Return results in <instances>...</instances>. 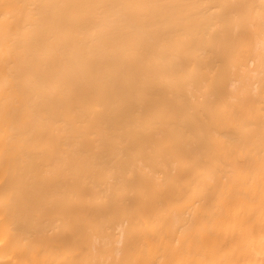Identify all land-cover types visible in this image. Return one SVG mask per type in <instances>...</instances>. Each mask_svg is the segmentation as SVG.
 I'll list each match as a JSON object with an SVG mask.
<instances>
[{
	"label": "bare ground",
	"instance_id": "bare-ground-1",
	"mask_svg": "<svg viewBox=\"0 0 264 264\" xmlns=\"http://www.w3.org/2000/svg\"><path fill=\"white\" fill-rule=\"evenodd\" d=\"M0 264H264V0H0Z\"/></svg>",
	"mask_w": 264,
	"mask_h": 264
}]
</instances>
